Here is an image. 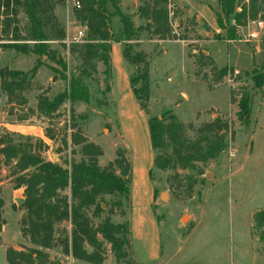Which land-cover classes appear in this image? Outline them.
Returning <instances> with one entry per match:
<instances>
[{"label": "rangeland", "instance_id": "obj_1", "mask_svg": "<svg viewBox=\"0 0 264 264\" xmlns=\"http://www.w3.org/2000/svg\"><path fill=\"white\" fill-rule=\"evenodd\" d=\"M75 1L49 0L54 29L47 26L44 31L52 39L45 42L52 58L0 48V70L30 74L37 65L23 90L11 96L0 91V137H9L13 144L32 145L38 158L66 169L82 159L80 146L71 143L75 133L102 151L98 157L102 169L110 168L118 150L124 151L131 165L130 194L102 197L99 202L104 211L98 216H93V207L86 211L93 226L109 218L129 227L128 258L117 262L110 245L103 242V264H264V245L257 241L252 222L253 215L264 210V88H256L252 80L254 68L264 73V0H236L237 11L244 8L247 18L235 29V41L228 40L227 33L234 22L224 21L220 28L216 20L219 5L211 0H115L114 7L108 4L116 41L112 51L114 100L109 81L103 82V63L92 60L90 66L84 65L74 52L82 44L68 42L83 27L74 16ZM115 11L131 20L130 40L123 37ZM196 13L201 19H196ZM156 27L164 37L153 32ZM58 31L64 34L62 39L55 38ZM13 33L26 40L18 44L34 46L21 7L16 16H10L5 44L13 43L8 41ZM120 44L129 54L124 58L129 80L145 75L134 87L147 83L146 101L143 94L135 100L124 84ZM136 56L138 60L131 62ZM224 68L231 72L221 77ZM80 73L90 92L89 103L66 100L50 116L37 111L39 96L53 99L64 93L69 77ZM242 96L248 97L250 106L245 118L239 113ZM165 111L181 127L187 147L196 143L204 147L222 137L219 155L204 163L193 162L186 169H157L155 157L161 152L168 156L171 149L151 148L148 120L160 118ZM20 175L15 161L6 162L0 154L4 220L0 264H6L9 248H37L22 233L26 211L24 187H16ZM59 195L69 199L70 191ZM115 201L121 206L113 208ZM70 232V222L54 226L55 245L41 249L51 264H88L63 253L62 241ZM85 249L92 251L87 245Z\"/></svg>", "mask_w": 264, "mask_h": 264}, {"label": "trees", "instance_id": "obj_2", "mask_svg": "<svg viewBox=\"0 0 264 264\" xmlns=\"http://www.w3.org/2000/svg\"><path fill=\"white\" fill-rule=\"evenodd\" d=\"M165 1V0H163ZM80 9H75L76 21L86 27V42L76 45V52L83 64L89 65L92 60H98L105 66L103 82L110 80V52L111 43L115 40L111 33L112 14L107 11L108 4L114 7L115 0H76ZM219 5V12L216 14L217 24L223 27V22H234L233 27L227 28L228 40L235 41L237 38L235 29L243 26L247 18L246 10L237 11L236 0H216ZM22 8L30 23L29 41L34 46L29 49L26 41L19 39L15 33L8 41L13 43L5 44L3 37L9 26L10 16L17 15V8ZM114 15L120 17L122 34L125 40L133 36L131 20L118 11ZM141 16L144 11L141 10ZM0 17H2L0 29V48H11L20 54H35L38 56H50L46 41L52 40L44 31L45 27L54 29L52 23L54 15L49 0H0ZM156 20V19H154ZM55 21V20H54ZM156 34L164 33L159 28L153 30ZM55 37V36H54ZM64 34L57 32L55 38L62 39ZM53 38V37H52ZM16 42V43H14ZM116 42V41H115ZM123 57L128 58L126 49L123 50ZM52 58V57H49ZM138 60L134 57L131 62ZM61 63V62H60ZM63 70L66 65L62 64ZM35 65L30 74L22 71L0 70V91L7 96L13 95L16 91L23 90L28 77L33 76L37 70ZM227 68L220 70V76L224 77L228 72ZM252 80L256 88L264 87V73L258 72L257 68L252 71ZM145 75H138L130 80L131 89L135 98L140 99L143 94L145 101L148 100L147 83L135 88L137 80H144ZM107 90L109 89L107 85ZM89 103L90 92L85 84L82 73L78 76L73 74L68 80V90L57 95L53 99L46 96H39L37 111L43 116H50L55 113L64 101ZM240 117L249 116V99L242 96L239 101ZM169 121L165 123V120ZM222 127V126H221ZM220 128V126H218ZM148 131L151 148L157 151L171 149L166 156L161 152L154 159V166L165 171L168 169H186L193 162H206L215 159L223 149V138L215 137L207 145L200 144L185 145L181 135V127L175 122V118L169 111L162 113L160 118L148 120ZM75 133L71 143L80 146L82 159L79 162H72L70 168L66 169L52 162H45L38 158L36 152H32V145L13 144L9 137H0V154L6 162L15 161L19 172L22 173L17 179L16 187H24L23 208L26 211V218L22 220L24 228L22 233L29 237V241L37 248L16 251L12 248L6 250V264H51L47 253L41 249L52 248L56 241L54 237V226L62 222H70V237L62 241L63 253L71 255L76 261L88 264H103V242L110 245L117 262L128 258L126 251L129 246V227L126 224H114L109 218H105L97 226H93L86 211L93 207V216L100 215L104 210L99 200L104 196H124L130 194L131 165L124 155L123 150L117 151L116 159L111 163L109 169H102L98 164V157L102 151L93 143H87ZM206 141V139H203ZM32 168V171L29 169ZM69 189L70 198L60 197L59 193ZM121 206L120 201L113 203V208ZM3 200L0 195V231L4 225L2 219ZM113 208L109 210L113 214ZM253 228L257 231V241L264 245V210L256 212L252 217ZM99 236L103 241L99 239ZM85 245L92 251L88 252ZM76 264V263H75Z\"/></svg>", "mask_w": 264, "mask_h": 264}, {"label": "crops", "instance_id": "obj_3", "mask_svg": "<svg viewBox=\"0 0 264 264\" xmlns=\"http://www.w3.org/2000/svg\"><path fill=\"white\" fill-rule=\"evenodd\" d=\"M187 1V0H186ZM212 2H214V3H217L216 2V0H211ZM188 2V1H187ZM189 4H190V6H191V8L193 9V6H192V3L191 2H189ZM193 11H194V9H193ZM197 14V13H196ZM196 19L197 20H199V19H201L199 16H198V14L196 15ZM212 29H214V27H212ZM114 43L115 42H112L111 43V52H110V64H111V74H110V80H109V86H110V90H111V95H112V100H114V86H115V83H114V79H115V76H116V73H115V69H114V67L112 66V51H113V45H114ZM121 45V44H120ZM121 53H122V68L124 67V84H126L127 86H129L130 87V89H131V84H130V80H129V78H128V72H127V66H126V63H125V59H124V57H123V48H122V45H121ZM208 56V55H207ZM209 58H210V60H211V62L213 63V66H215V64H214V62L212 61V57H211V55H210V53H209V56H208ZM216 67V66H215ZM233 68H235V67H233ZM264 88V87H263ZM131 91H132V89H131ZM134 99H135V96H134ZM136 100V99H135ZM114 102V101H113ZM137 102V101H136ZM3 116H4V114H3ZM3 116L1 115V117L3 118ZM1 125H3L4 127L6 126L5 124H1ZM20 190V189H19ZM19 190H17V191H19Z\"/></svg>", "mask_w": 264, "mask_h": 264}, {"label": "built area", "instance_id": "obj_4", "mask_svg": "<svg viewBox=\"0 0 264 264\" xmlns=\"http://www.w3.org/2000/svg\"><path fill=\"white\" fill-rule=\"evenodd\" d=\"M75 8L80 9V4L78 2H74ZM71 44H83L86 42V27H82L80 30L77 31V33L68 40Z\"/></svg>", "mask_w": 264, "mask_h": 264}, {"label": "water", "instance_id": "obj_5", "mask_svg": "<svg viewBox=\"0 0 264 264\" xmlns=\"http://www.w3.org/2000/svg\"><path fill=\"white\" fill-rule=\"evenodd\" d=\"M160 198H161L162 200H164V199L166 198L165 193H162L161 196H160ZM184 219H186V217H183V218H182V220H184Z\"/></svg>", "mask_w": 264, "mask_h": 264}]
</instances>
